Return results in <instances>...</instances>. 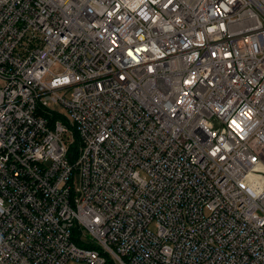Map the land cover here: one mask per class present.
I'll list each match as a JSON object with an SVG mask.
<instances>
[{"label":"built area","instance_id":"2783aa9c","mask_svg":"<svg viewBox=\"0 0 264 264\" xmlns=\"http://www.w3.org/2000/svg\"><path fill=\"white\" fill-rule=\"evenodd\" d=\"M0 264H264V0H0Z\"/></svg>","mask_w":264,"mask_h":264},{"label":"trees","instance_id":"16d2710c","mask_svg":"<svg viewBox=\"0 0 264 264\" xmlns=\"http://www.w3.org/2000/svg\"><path fill=\"white\" fill-rule=\"evenodd\" d=\"M71 137L70 139H68V153L69 155L74 158L76 152H77V149H78V146H79V138H78V135L77 133L71 129Z\"/></svg>","mask_w":264,"mask_h":264},{"label":"rangeland","instance_id":"374dc122","mask_svg":"<svg viewBox=\"0 0 264 264\" xmlns=\"http://www.w3.org/2000/svg\"><path fill=\"white\" fill-rule=\"evenodd\" d=\"M54 107L59 111V113L62 114L63 117H69L68 111L62 105L58 104V105H55ZM49 110L51 112V104L49 105ZM65 139H66V142H68L67 137H65Z\"/></svg>","mask_w":264,"mask_h":264}]
</instances>
